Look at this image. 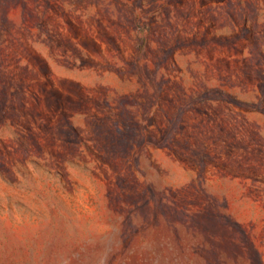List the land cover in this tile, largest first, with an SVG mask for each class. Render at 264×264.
<instances>
[{
    "label": "rangeland",
    "instance_id": "374dc122",
    "mask_svg": "<svg viewBox=\"0 0 264 264\" xmlns=\"http://www.w3.org/2000/svg\"><path fill=\"white\" fill-rule=\"evenodd\" d=\"M0 264H264V0H0Z\"/></svg>",
    "mask_w": 264,
    "mask_h": 264
},
{
    "label": "trees",
    "instance_id": "16d2710c",
    "mask_svg": "<svg viewBox=\"0 0 264 264\" xmlns=\"http://www.w3.org/2000/svg\"><path fill=\"white\" fill-rule=\"evenodd\" d=\"M139 34H140V38L142 39V35H143L142 34V29H140V33Z\"/></svg>",
    "mask_w": 264,
    "mask_h": 264
}]
</instances>
